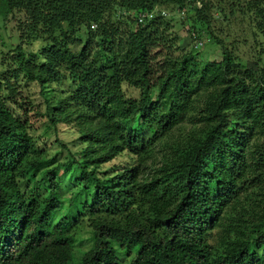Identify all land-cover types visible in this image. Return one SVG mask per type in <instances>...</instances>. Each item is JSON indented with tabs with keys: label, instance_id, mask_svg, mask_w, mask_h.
Segmentation results:
<instances>
[{
	"label": "trees",
	"instance_id": "trees-1",
	"mask_svg": "<svg viewBox=\"0 0 264 264\" xmlns=\"http://www.w3.org/2000/svg\"><path fill=\"white\" fill-rule=\"evenodd\" d=\"M212 5L0 0V17L21 12L47 41L38 58L18 53L0 60V264H72L69 255L48 261L43 251L73 244L66 231L83 216L90 247L77 264H121V257L128 264H264V64L246 68L236 61L212 31ZM114 10L154 16L121 30ZM161 11L198 23L220 60L174 57L175 20L163 19ZM245 11L252 15L253 38L264 36V0L245 2ZM79 38L75 54L70 47ZM19 75L39 89L70 83L62 108L60 98L44 101L54 133L58 125H73L84 144L71 153L55 139L67 160L47 157L28 135L32 110L16 85ZM123 85L139 91V99L123 100ZM199 93L205 100L192 118L196 135L138 182L153 145L188 119ZM122 151L136 158V167L120 178L98 176ZM67 173L77 178L64 207Z\"/></svg>",
	"mask_w": 264,
	"mask_h": 264
},
{
	"label": "rangeland",
	"instance_id": "rangeland-1",
	"mask_svg": "<svg viewBox=\"0 0 264 264\" xmlns=\"http://www.w3.org/2000/svg\"><path fill=\"white\" fill-rule=\"evenodd\" d=\"M247 1L249 0H235L232 6L228 4L229 0H211L213 5L211 11H209V16L211 18L213 33L222 41L223 45L231 52L236 61L243 64L246 68H253L257 62H259L258 65L264 64V36L256 35L253 38L254 22L252 15L245 11V2ZM231 6L232 8L230 10L229 7ZM165 12L163 19L175 20L171 23V33L178 37L174 45L177 48L173 54L174 57H178L181 54L196 55L197 58H195V61L197 63L200 60L207 62L220 60L218 46L209 36L199 31L198 23L192 24L190 20L184 19V15H180L177 12H172L170 15ZM137 14L114 10L112 19L121 30H130L136 22ZM138 24L144 25L145 23L143 21ZM81 40L75 41L71 45L70 50L73 53H79L82 46ZM46 46L47 41L45 37H41L39 34H35L30 30L29 23L21 12L13 11L4 18L0 17V60L1 58L12 59L18 53L27 59L31 56L38 58L39 53ZM0 70L3 69L0 68ZM16 85L31 104L32 113L29 117L30 130H28V135L33 139L38 148L45 151L47 157L54 156L57 162L67 160L66 151L54 143L55 139L61 145L66 146L71 153L76 152L84 146V144L78 141L79 135L73 129V125H58L57 131L54 133L45 118V100L53 99L56 102V99L60 98L58 100H61L59 104L61 108L66 104L67 93L71 90L70 83L67 80L63 81L60 85H46L43 89H39L35 84L29 82L24 75H19ZM121 92L123 100L137 101L139 99V91L128 86L123 85ZM204 100V94L199 93L196 95L192 101V111L189 113L188 119L172 129L167 136L153 145L150 155L139 168L138 182L152 177L164 162L165 157L172 154L175 146H182L192 136L196 135L199 126L197 123H194L196 122L195 118L194 120L192 118L202 109ZM136 164V158L134 156L129 155L126 151H122L111 161L98 168V176H115L116 178H120L136 167ZM75 178H77L76 174L69 175V173L61 178L62 188L60 194L64 207L72 196ZM85 200L90 202V195L86 194ZM70 211L74 219L76 212L74 209ZM64 212L65 209H62L58 213V216L61 217ZM238 215L240 216L241 214ZM247 221L251 222L252 219L247 218ZM66 234L73 238L74 243L69 247L64 246L61 250L58 248L57 252L52 249L43 251V255L48 261H61L60 259L64 255H69L72 264H77L81 253L89 249L90 229L88 228L87 217L83 216L76 219L72 227L67 229ZM218 239V236L214 238L216 241L215 244L220 245L222 242H219ZM120 261L121 264H128L130 259L121 257Z\"/></svg>",
	"mask_w": 264,
	"mask_h": 264
},
{
	"label": "built area",
	"instance_id": "built-area-1",
	"mask_svg": "<svg viewBox=\"0 0 264 264\" xmlns=\"http://www.w3.org/2000/svg\"><path fill=\"white\" fill-rule=\"evenodd\" d=\"M153 16H154V13L147 14L146 16L137 14L136 20H137V23H141L145 19H151ZM159 16H161V17L165 16L164 12L161 11Z\"/></svg>",
	"mask_w": 264,
	"mask_h": 264
}]
</instances>
